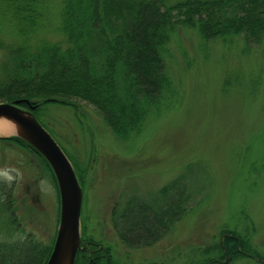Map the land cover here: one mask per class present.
Wrapping results in <instances>:
<instances>
[{
	"label": "rangeland",
	"instance_id": "1",
	"mask_svg": "<svg viewBox=\"0 0 264 264\" xmlns=\"http://www.w3.org/2000/svg\"><path fill=\"white\" fill-rule=\"evenodd\" d=\"M5 8L0 0V39L8 42L15 30ZM59 10V0H45L39 32L51 40H63L56 31ZM163 57L171 88L129 139H118L82 100L75 101L78 116L57 103L44 105L38 115L77 174L78 165L83 170L80 235L105 246L119 264H203L219 255L204 250L220 242L226 228L248 233L264 255V38L257 44L241 35L204 39L179 25ZM9 135L15 133L0 132ZM184 173L186 215L157 242L125 246L112 227V209L132 196L159 198V189ZM0 180L14 186L18 234L43 242L55 238L58 188L38 158L0 142ZM226 259L215 264H262L247 256Z\"/></svg>",
	"mask_w": 264,
	"mask_h": 264
},
{
	"label": "trees",
	"instance_id": "2",
	"mask_svg": "<svg viewBox=\"0 0 264 264\" xmlns=\"http://www.w3.org/2000/svg\"><path fill=\"white\" fill-rule=\"evenodd\" d=\"M3 1L15 32L8 42L0 39V102L19 101L38 120L49 103L70 106L77 115L75 101L82 100L122 140L139 134L171 88L163 47L176 26L195 28L204 39L241 35L257 44L264 38V0H59L56 31L63 40L39 32L45 0ZM0 142L31 152L56 184L49 164L31 144L15 135L0 136ZM77 169L79 180L83 170ZM13 188L0 180V264H45L54 238L43 242L32 233L18 234ZM189 200L184 173L162 186L159 198L132 196L116 205L112 227L125 246H149L186 215ZM80 238L81 246L91 239ZM106 250L100 243L87 245L77 251L74 264H119ZM210 251L219 255L203 264L221 263L225 256L264 264L248 233L233 229L223 230L220 242L204 250Z\"/></svg>",
	"mask_w": 264,
	"mask_h": 264
},
{
	"label": "water",
	"instance_id": "3",
	"mask_svg": "<svg viewBox=\"0 0 264 264\" xmlns=\"http://www.w3.org/2000/svg\"><path fill=\"white\" fill-rule=\"evenodd\" d=\"M18 104L19 101L0 102V118L12 120L20 131L15 136L27 141L45 158L52 169L59 193V225L45 264H74L77 251L85 247L81 246L79 226L81 186L62 148L34 114Z\"/></svg>",
	"mask_w": 264,
	"mask_h": 264
},
{
	"label": "bare ground",
	"instance_id": "4",
	"mask_svg": "<svg viewBox=\"0 0 264 264\" xmlns=\"http://www.w3.org/2000/svg\"><path fill=\"white\" fill-rule=\"evenodd\" d=\"M0 132L1 133H19L16 124L12 120L0 118Z\"/></svg>",
	"mask_w": 264,
	"mask_h": 264
},
{
	"label": "flooded vegetation",
	"instance_id": "5",
	"mask_svg": "<svg viewBox=\"0 0 264 264\" xmlns=\"http://www.w3.org/2000/svg\"><path fill=\"white\" fill-rule=\"evenodd\" d=\"M94 244H98V243H96V242H94V241H92V240H86V241H84V243H83V245H85V247H84V249L86 248V246L87 245H94ZM82 245V246H83ZM90 251H92V248L90 249ZM107 251V254L109 253L108 252V250H106ZM110 255H111V253H110ZM112 256V255H111Z\"/></svg>",
	"mask_w": 264,
	"mask_h": 264
}]
</instances>
